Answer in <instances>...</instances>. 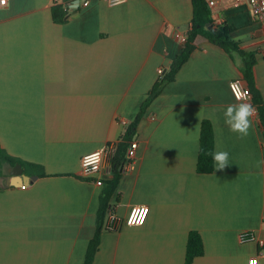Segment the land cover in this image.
Masks as SVG:
<instances>
[{"label":"crops","instance_id":"obj_1","mask_svg":"<svg viewBox=\"0 0 264 264\" xmlns=\"http://www.w3.org/2000/svg\"><path fill=\"white\" fill-rule=\"evenodd\" d=\"M52 6H0V145L45 171L20 163L37 177L22 182L14 164L0 176V264L83 263L105 184L79 176L81 157L120 140L119 119L135 118L162 78L157 68L165 72L181 52L193 11L192 0H90L56 22ZM211 17L255 54L264 99V20L233 0H217ZM241 63L238 52L201 39L175 78L161 81L133 138L135 168L123 172L110 199L120 223L104 226L92 264H184L190 230L204 244L191 264L263 263V126L253 105L244 138L223 117L237 102L229 82L241 79ZM204 118L214 151L229 153L222 170L197 171ZM136 204L148 205L146 219L127 225Z\"/></svg>","mask_w":264,"mask_h":264},{"label":"trees","instance_id":"obj_2","mask_svg":"<svg viewBox=\"0 0 264 264\" xmlns=\"http://www.w3.org/2000/svg\"><path fill=\"white\" fill-rule=\"evenodd\" d=\"M192 19L191 25L188 29L185 40L183 41L182 50L177 56L170 62L165 72H163L162 78L149 90L147 97L143 100L141 108L134 119L125 125L123 134L118 142V147L111 159L112 175L104 178L105 186L100 193V204L96 215V228L94 234L89 239L84 260L82 264H92L96 251L98 250L100 242V233L104 228L106 211L111 205L110 199L114 195L121 175L123 174V162L125 154L131 141L133 140L138 123L143 115L145 108L155 95L156 89L163 80H173L176 72L189 58L192 51L198 46L199 40L205 39L221 46L226 51H236L242 57V63L240 70L242 72V81L245 87H247L251 93V103L257 108V116L263 126L264 135V99L258 88L255 78L253 65L255 63V54L252 51L245 50L240 42L234 39L229 34V27L224 26V30L220 33H214L205 27L207 22H213L211 17L210 8L208 7L206 0H192ZM52 16L54 21L62 22L67 17V10L63 5L56 4L52 6ZM208 151H214V131L211 120L204 118L200 124V136H199V151L197 156L196 168L198 172H211L214 169V162L212 158L205 153ZM21 163L22 165H30L36 168L34 171L39 175H44L39 166H35L30 162H25L20 158L9 155L6 150L0 145V176L5 172L6 165H13L15 163ZM118 196L116 200H118ZM204 252V244L201 234L197 230H190L188 233V239L186 244L185 262L184 264H191L194 257L201 255Z\"/></svg>","mask_w":264,"mask_h":264},{"label":"built area","instance_id":"obj_3","mask_svg":"<svg viewBox=\"0 0 264 264\" xmlns=\"http://www.w3.org/2000/svg\"><path fill=\"white\" fill-rule=\"evenodd\" d=\"M9 0H0V6H5ZM108 4L115 5L119 3H123L126 0H105ZM53 5L60 4L63 5L66 10L70 7L76 6H86L89 4L90 0H68V2H64V0H50ZM208 7L210 8L211 14L215 13V8L217 4V0H206ZM233 4L236 6L243 5L245 6L252 16L257 19L264 20V0H233ZM188 32V31H187ZM187 32L184 34L182 38V42L185 40ZM158 73H163L164 69L162 67L157 68ZM230 89L235 96L234 89H239L241 92L247 91L248 98L251 97V93L247 87L244 86L241 79H233L229 82ZM120 122L124 125L128 123V121L124 118L119 119ZM119 140H108L101 147L96 150L86 153L81 157L80 161V170L79 176L82 178L92 179V180H103L104 178L110 177L112 175L111 170V159L115 154L118 147ZM138 143L136 140H132L130 146L127 149L125 154V159L123 162L122 169L123 171L133 170L136 165V156L135 149ZM107 176V177H106ZM25 184H22V187H25ZM148 205L146 204H136L131 206L127 215L124 218V222L127 225H141L144 223L146 216L148 214ZM141 213H145L143 217ZM120 223L119 217L112 205L107 208L106 211V221L105 227L109 229H116ZM242 238H248L251 236V232H244L241 234ZM258 243L260 245L264 244L263 238H258ZM264 264V261L263 263Z\"/></svg>","mask_w":264,"mask_h":264},{"label":"clouds","instance_id":"obj_4","mask_svg":"<svg viewBox=\"0 0 264 264\" xmlns=\"http://www.w3.org/2000/svg\"><path fill=\"white\" fill-rule=\"evenodd\" d=\"M234 91L237 102L225 106L223 110L224 124L227 125L229 131L238 134L240 138H244L248 136L252 127L251 117L255 113V108L247 102L249 95L247 91L241 92L239 89H234ZM205 154L212 158L216 169L222 170L229 163L227 151L217 149ZM251 264H255V261H252Z\"/></svg>","mask_w":264,"mask_h":264},{"label":"water","instance_id":"obj_5","mask_svg":"<svg viewBox=\"0 0 264 264\" xmlns=\"http://www.w3.org/2000/svg\"><path fill=\"white\" fill-rule=\"evenodd\" d=\"M206 28H208L209 30H211L214 33H220L221 31L224 30L223 26H215L212 22H207L205 25ZM13 170L12 173L13 174H17L21 176V180L22 182L25 181V179H28V182H30L31 180H33L34 178L37 177V175H28L26 173L23 172V167L20 163H15L13 166ZM10 177V176H9Z\"/></svg>","mask_w":264,"mask_h":264},{"label":"snow or ice","instance_id":"obj_6","mask_svg":"<svg viewBox=\"0 0 264 264\" xmlns=\"http://www.w3.org/2000/svg\"><path fill=\"white\" fill-rule=\"evenodd\" d=\"M144 214H145V213H141V216L143 217Z\"/></svg>","mask_w":264,"mask_h":264}]
</instances>
